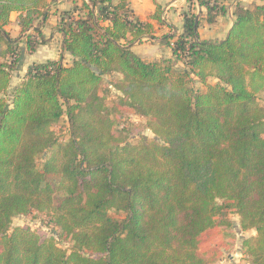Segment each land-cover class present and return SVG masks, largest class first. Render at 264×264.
Here are the masks:
<instances>
[{
    "label": "trees",
    "instance_id": "16d2710c",
    "mask_svg": "<svg viewBox=\"0 0 264 264\" xmlns=\"http://www.w3.org/2000/svg\"><path fill=\"white\" fill-rule=\"evenodd\" d=\"M69 1L56 28L72 62L30 64L8 96L22 41L29 52L48 42L50 0H0V264H211L201 239L221 227L233 245L228 213L256 231L242 243L248 264H264V2H234L221 40H199L197 16L186 13L168 40L174 63L132 50L162 22L157 0L152 21L130 0ZM188 1L205 8L208 23L229 11L221 0ZM110 74L119 75L111 105ZM132 116L147 119L154 136L130 140L122 125ZM63 117L65 142L52 131ZM35 212L57 236L11 227Z\"/></svg>",
    "mask_w": 264,
    "mask_h": 264
},
{
    "label": "rangeland",
    "instance_id": "374dc122",
    "mask_svg": "<svg viewBox=\"0 0 264 264\" xmlns=\"http://www.w3.org/2000/svg\"><path fill=\"white\" fill-rule=\"evenodd\" d=\"M61 2H58V0H50V5L48 6L49 14H51V10H56V16L60 20V17L62 15H66L68 11H71L72 8L74 7V4L72 1L69 0H60ZM222 2H225L227 0H221ZM80 2V1H79ZM240 4L248 7H253L257 4H261L264 2V0H240ZM81 4V3H79ZM178 6L176 8H181V13L183 16L186 13L189 14H195L196 16L199 17L198 15V8H197V3L196 2H189L188 0L185 1H180V3H177ZM56 6V7H55ZM58 6V7H57ZM175 8V7H174ZM229 13V11H228ZM230 15V13H229ZM149 13L146 12L145 16L143 19H148L149 18ZM17 13H12L11 15V20L12 23L9 26V29L11 31V35L13 37H17L20 35L19 28L17 26V21H16ZM233 17V15H232ZM142 18V17H141ZM234 18V17H233ZM54 18L49 17V25L44 29V36H46L47 31L51 32V38L53 39L52 43L49 45L50 46V52L51 55H48V57L56 55V47H57V37H58V30H57V25L55 26L52 21ZM58 20V23H59ZM203 20V28H207V21L205 17H202ZM228 21V20H227ZM199 23V19H198ZM158 24H163L162 22H158ZM211 24V23H210ZM53 26V27H52ZM215 26V23L214 25ZM175 27V26H174ZM174 27L169 29V32H173ZM212 28H209L208 30L211 31ZM166 29H157L153 35V39L148 38L146 41H142L141 43L138 44L137 51L144 54V59L150 62H160L159 54L161 53L162 49L159 48V45L165 43V45L168 46V41L167 42H159V40H162V38L166 35H163ZM57 32V33H56ZM175 35H171L170 37H173ZM170 42V41H169ZM160 43V44H157ZM171 43V42H170ZM153 44L154 46L149 48V45L151 46ZM160 45V46H162ZM21 46L23 47V52L21 56V67L19 63L18 69H16L13 72L12 75V82H11V87L8 91V96L11 95V92L13 88L20 83V78L22 77L23 74V69L26 64L29 63L30 57V52L27 51V48H25V41L21 43ZM55 50V51H54ZM151 50V51H150ZM58 55V54H57ZM177 67L182 68L183 64L181 62H177ZM104 84L108 86L107 92H108V97L106 98V103L111 105L113 102H116L118 99V94L117 91L114 89L113 86H110V84L114 83L118 78V74H110L106 75L104 77ZM216 82V79L210 78L208 80V84H214ZM196 87L204 90L205 88L201 84H196ZM260 101L264 103V93H262L260 96ZM128 126L131 131H132V137H130V140H132L135 136L138 134L142 133L145 135H148L149 137H153L154 134L152 131L149 129V122L147 119L138 117V116H132L128 122H125L123 125ZM52 131L55 135L56 138L60 141H67L69 139V129H68V120L66 117H63L58 123L54 124L52 126ZM134 136V137H133ZM46 152H43L41 156L37 159V165L39 167H42L45 157H46ZM114 217L116 218H121L123 217V213H117L115 211H112L111 213ZM228 218H230L232 226H233V232L236 234L235 239H233V245H230L226 242H224V237L222 233V228L218 227L215 230L211 231L210 233L202 236L201 243L202 247L204 250H207L209 252V258L212 260L211 262L213 264H248L249 257L245 254H243V248H242V243L243 240L251 235H255L256 231L250 230V231H243L240 226V218L237 214L234 213H228ZM48 218L46 215L43 214H38V213H32L28 217L24 216H17L13 219L11 227H15L18 225H29L32 229H38V230H46L47 232L56 235L58 232V228H56L54 225L50 226L48 223ZM211 263V264H212Z\"/></svg>",
    "mask_w": 264,
    "mask_h": 264
},
{
    "label": "crops",
    "instance_id": "0c3cea01",
    "mask_svg": "<svg viewBox=\"0 0 264 264\" xmlns=\"http://www.w3.org/2000/svg\"><path fill=\"white\" fill-rule=\"evenodd\" d=\"M180 1H185V0H157V2L159 4L162 5L163 7V13H162V23L163 24H158V21H152L150 19V16L148 19H143V17L145 16V13L148 12L149 15H151L155 9H156V5L154 3V0H130V6L134 9L135 14L143 21H152L154 26H155V30L159 29H166L164 34L165 35L162 40H159V42L161 41H165L167 42L169 41H175V39L177 38L176 36H178L179 34H181V32L183 31V25H184V16L181 13V8H176L178 6L177 3H180ZM236 1H240V0H227L225 2L226 5H231ZM58 2H61L60 0H58ZM56 7V6H55ZM58 7V6H57ZM175 7V8H174ZM197 10H198V15H199V23H198V38L199 40H221L224 39L227 32L230 30V28L233 25L234 22V18L231 17L229 15V13H227L226 15H220L217 20L214 23H208L207 21V28H203V20L202 17L206 18V10L205 8L201 7L199 4H197ZM56 12V10H55ZM54 12V10H51V14L54 15H49V17L54 18V20L52 21V23L56 26L58 24V18L55 15L56 13ZM16 13V12H14ZM13 13V14H14ZM142 17V18H141ZM49 18L47 19L46 24L42 27V33H44V29L46 27H48L49 25ZM228 20V21H227ZM18 26V24H17ZM175 26V27H174ZM53 27V26H52ZM172 27H174L173 32H169ZM19 28V26H18ZM212 28L211 31H209L208 29ZM57 33V32H56ZM171 35H175L174 39H170ZM48 39V42L46 44H40L37 49L33 52H30V59H29V63L26 64V66H24L23 69V74L22 77L20 78V81L22 80L23 76L25 75V72L28 68V66L34 62H45L49 59H54V60H58V59H62L63 62L65 64H70L72 62V57L70 54L68 53H62L61 51V44H60V40H61V36L58 33V37H57V47H56V55L48 57V55H51L50 52V44L52 43L53 39L51 38V32L47 31V34L45 36ZM149 37L143 38L141 41L136 42L133 47L132 50L139 54L143 59H144V54L138 52L136 49L138 47V44L141 43L142 41H146ZM151 39H153L152 37H150ZM23 40V39H22ZM23 42V41H22ZM160 44V43H157ZM162 45V44H160ZM159 45V48L162 49L161 53L158 55L159 58H167V59H172L174 63H176V59L173 57L172 54V49L171 47L168 45H165V43H163L162 46ZM154 45L151 44V46L149 45V48L153 47ZM55 51V50H54ZM151 51V50H150ZM63 54V56H62ZM22 63L20 64L21 67Z\"/></svg>",
    "mask_w": 264,
    "mask_h": 264
},
{
    "label": "built area",
    "instance_id": "2783aa9c",
    "mask_svg": "<svg viewBox=\"0 0 264 264\" xmlns=\"http://www.w3.org/2000/svg\"><path fill=\"white\" fill-rule=\"evenodd\" d=\"M234 4V3H233ZM233 4H231L229 6V13H230V16L232 17L233 13H232V7H233ZM174 43H171V45L173 46Z\"/></svg>",
    "mask_w": 264,
    "mask_h": 264
},
{
    "label": "water",
    "instance_id": "95a60500",
    "mask_svg": "<svg viewBox=\"0 0 264 264\" xmlns=\"http://www.w3.org/2000/svg\"><path fill=\"white\" fill-rule=\"evenodd\" d=\"M198 19H199V17L197 16L196 17V23H195V27L197 28V26H198Z\"/></svg>",
    "mask_w": 264,
    "mask_h": 264
}]
</instances>
